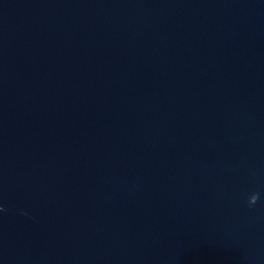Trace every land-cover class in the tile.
Returning <instances> with one entry per match:
<instances>
[{"label":"water","instance_id":"obj_1","mask_svg":"<svg viewBox=\"0 0 264 264\" xmlns=\"http://www.w3.org/2000/svg\"><path fill=\"white\" fill-rule=\"evenodd\" d=\"M0 264H264V0H0Z\"/></svg>","mask_w":264,"mask_h":264},{"label":"clouds","instance_id":"obj_2","mask_svg":"<svg viewBox=\"0 0 264 264\" xmlns=\"http://www.w3.org/2000/svg\"><path fill=\"white\" fill-rule=\"evenodd\" d=\"M258 199H259V195L258 194L252 195L250 200H249V204L250 205H255L257 203Z\"/></svg>","mask_w":264,"mask_h":264}]
</instances>
